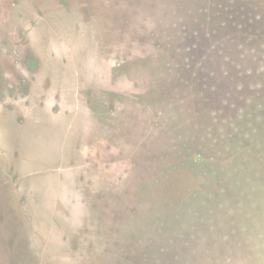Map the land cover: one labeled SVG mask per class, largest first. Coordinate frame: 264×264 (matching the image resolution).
<instances>
[{"label":"rangeland","instance_id":"374dc122","mask_svg":"<svg viewBox=\"0 0 264 264\" xmlns=\"http://www.w3.org/2000/svg\"><path fill=\"white\" fill-rule=\"evenodd\" d=\"M61 1L63 0H0V59L3 60L0 72L7 69L9 62L10 66L14 62L23 65L24 56H30L35 45L39 44L37 56L41 60V68L38 76H64L60 82L74 100V124L82 127L86 122L84 129H90L93 125L87 120L94 122L99 119L102 126L93 135L77 132L75 135L72 133L65 136L62 132L63 139L67 140L69 153L76 160L72 162L76 168L71 169V166L58 160L55 152L51 151V146H57L60 141L57 118L66 121L67 117L57 116L53 119L52 126H42L39 120L40 123L36 122L35 131H30L33 121L43 114L34 105L35 94L31 92L28 95L31 103L27 102L30 100H25L28 106L23 112L12 104H6L10 110L6 112L5 107V111L2 109L0 112V118L3 115L4 120L6 119L4 125L0 126V131L3 130L2 135L11 142L15 131L20 129L21 134L16 142L18 154L22 153L28 159L24 161L29 169H33L30 166L32 163H37V168L33 170L38 171L26 178L19 175L15 177L7 172L4 174L0 158V188H7L10 205L15 211L0 213V222L14 219L13 214L21 219L27 213V220L36 223L42 219V213L41 207L34 208V205L40 203L41 206L46 197L51 199L50 205L53 208L65 207L67 199L66 209H69L71 203L68 206L67 193L63 198H58L61 194L59 179H73L72 173L76 174L78 167L99 165L98 145L103 146L105 159L111 158L109 155L117 149L118 156H114L116 159L109 164L110 170L102 167L97 170L103 175L122 170L125 160L129 161L133 154L139 153L138 147L141 144L137 133L141 127H132L137 119L142 127L149 122L157 124L149 147L154 151L163 152L164 149L165 153H169L166 157L172 158L171 163L179 166L175 176L180 180L184 191L179 196L183 200L180 204L170 196H163L162 201L166 204L157 209L164 212L159 215L164 223L154 232L147 230V236L140 241L139 246L122 240L126 246L121 245L122 253L130 256L126 261L122 256L124 264H264V113L257 108L243 111L237 100H234V104L228 100L223 102L228 99L225 95L230 90L227 87L228 82L233 83L232 87L240 94L247 87V78H240L246 62L239 60L231 63L232 69L237 71H229L227 75L222 73L218 79L220 82L217 81L220 85H216L217 83L204 78V73L200 75L198 70L203 66L200 67L196 62L190 64L182 61L186 60L184 55H178L174 63L170 61L174 50L184 52L185 47L181 43L177 46L171 39H165V29H161L163 26L159 31L152 28V17H148V13L138 14L144 15L147 20L141 17L132 34L120 29L121 15L115 11L118 8L133 7L132 3H141L139 0H127L126 3L124 0H94L95 3H84L82 8L88 9L83 10L84 15L78 11L77 0H68L69 4L66 6H62ZM42 9L45 12L33 26H23V22L31 20V13ZM159 22L166 24L161 19ZM75 24L89 30L88 44L79 46L67 41V37H71L72 41L81 39L76 35V30H72ZM46 45H51L57 51L56 55ZM62 46L64 49L60 48ZM3 47L7 52H3ZM42 47L47 48L46 51ZM235 48L239 52V58L244 57L240 52L246 49L242 46ZM61 51L65 59L67 57L69 60L58 64L57 55ZM101 54L105 56L104 59ZM32 57L37 58L35 55ZM61 60V63L64 62L63 58ZM55 67L65 73L47 71ZM178 68L186 71V74L181 72L185 75H181V79L174 76ZM216 68L222 71L225 69L220 65ZM10 70H13L12 74L3 75L8 78L11 91L14 83L23 78V74L18 68L11 67ZM66 71L70 72L71 83L66 77ZM5 77L0 74V80ZM227 80L230 81L226 82ZM240 97L243 101L247 96L243 94ZM56 99L60 101L58 95ZM153 124L152 127H155ZM120 127L129 131L132 139L126 147L122 139L116 138L117 131L122 130ZM89 144L95 146L89 147ZM80 145V149L73 150V147ZM124 147L126 155L119 153L121 150L124 152ZM27 152H31L34 157L30 159ZM197 153L201 158L200 163L187 159L190 154L195 158ZM38 155L42 160H39ZM79 158L86 162L78 163ZM97 170L94 172L97 173ZM91 171L93 170L90 169L89 173ZM77 183L74 189L79 188ZM155 202L154 199L153 204ZM2 203L0 190V212L4 206ZM101 211L103 210L98 211V216ZM107 216L111 218L110 214ZM114 226L111 224L108 227L105 223L108 230ZM11 230V236L17 237L23 229L21 227ZM83 230L79 231L84 232ZM81 235L85 234H78ZM24 237L21 234L19 239H9L11 247L6 252L10 253V261L12 255L18 257L15 254L24 256L30 252H38L25 244L14 247L18 241L24 242ZM147 237L156 241L149 242ZM53 242L58 245L57 239ZM94 242L87 243L83 251L72 253L71 247L68 250L64 246L47 247L41 251L42 257H45L41 262L58 264L61 259L55 258L67 254L62 258L82 257L81 260L74 259L75 262L79 260L78 263L83 260H92L93 264H104L103 262L108 261L110 264L120 263L115 251L110 248L117 241L110 239L103 244ZM137 250L146 251L147 257L142 259V254L135 252ZM102 251H108L113 256L107 255L108 260H101ZM150 251L152 253L149 254ZM9 259H0V264H8ZM41 262L38 260V263ZM35 263L34 259H16L10 264Z\"/></svg>","mask_w":264,"mask_h":264},{"label":"trees","instance_id":"16d2710c","mask_svg":"<svg viewBox=\"0 0 264 264\" xmlns=\"http://www.w3.org/2000/svg\"><path fill=\"white\" fill-rule=\"evenodd\" d=\"M126 1L124 0V3ZM139 1L141 3L136 4L138 6H142L145 2V0ZM77 2L78 11L81 15H84L83 10H88L87 8H82L84 3H95L94 0H77ZM154 2L156 3L147 5L151 12L149 17H152L150 19L152 21L151 27L159 31L163 26L161 29H165L163 32L166 34L165 39H171L174 41V44H178L177 46L181 43L185 47L184 52L182 50L172 51L170 61L176 60L178 55H184V59L187 61H182L189 62L190 64L196 62L200 67L203 66L198 70L200 75L204 73L202 76L214 82V84L217 83L216 85H220L218 83L220 80L218 79H220L222 73L224 74L225 72V75H227L229 71L232 73L237 71L232 69L231 63L239 60L246 62V71L244 69L241 71L242 75L240 78L243 80L245 77L247 78L249 82L247 87H244L245 90L240 94L236 88L232 87L233 83L227 80V87L230 90L228 94H225L228 99H224L223 102L228 100L234 104V100H237V104L243 111L257 108L261 110V113H264V92L261 93V90L264 88V0H155ZM61 4L62 6H66L69 4V1L63 0ZM67 9H70V7ZM143 19L147 20V17H143ZM160 19L166 24H160ZM131 21L132 18L128 12L121 14L120 29H124L125 33L129 32V34H132L135 28L131 27ZM72 30H76V35L80 36L81 39L76 38L72 41L71 37H67L69 43L74 42L79 46L88 44L89 30L85 26L75 24V28L73 27ZM236 46H242L246 49L240 52L244 56L241 59L239 58L237 48H235ZM101 55L102 59H104L105 56ZM84 56L85 59H88L86 55ZM254 63L258 65L256 66ZM219 65L225 67V69L222 71V69L216 68ZM181 72L182 74H186V71L179 70L178 68L175 70L174 76L181 79L185 76ZM243 94L247 97L242 101L240 95L242 96ZM152 124L153 122H149L148 125L142 127L137 119L132 124V127H141L140 130L138 128L139 131L137 133L141 144L138 147L139 153L133 154L129 161L125 160L126 162H124V166H122V170L119 172L113 171L107 176L97 170L98 168L101 169V167L110 170V165L116 159H114V156H118V149L112 152V155H109L112 156L111 158L108 157L109 160L108 158L105 159V165L96 164L92 165V167H87L93 170L91 171L92 174H89L90 177L91 175H98L101 178L107 176L111 180V185L108 189L103 186L97 190L87 188L91 184L90 177L68 178L73 186L78 181V193L82 196V206L89 214V216L85 217L82 224L84 232H79V234L85 235L76 237V243L71 247V252L83 251L86 245L81 244V242L86 241L91 243L92 241L89 240V236L94 233L96 238L98 237L95 240L96 242L99 241L103 244V242L105 243V241H109L110 239L118 242L110 248L115 251L116 257H118L120 262L119 264H124L122 256H124V261L128 260L130 256L122 253L121 245L125 244L122 243V240L139 246L140 241L145 240L147 230L150 233L154 232L164 223V220L159 217L164 212L161 209H157L164 207L166 204L165 201H162L163 196H170L177 201V204L183 201L179 196L182 195L184 187L175 176L179 166L171 163L172 158H167L169 153H165L164 149L163 152H159L149 147V143L152 141L150 139L155 136L152 132H155L157 128V124H153L155 127H152ZM116 134V138L122 139L125 147L130 144L132 139L130 138L129 131L122 129L121 131H117ZM125 147L124 152L122 150L119 151L120 154L126 155ZM187 159L194 163L201 162L198 153L195 158L190 154L187 156ZM94 170H97V173ZM154 199L156 200L155 204H153ZM72 201L74 202V200ZM101 209L103 211L98 216V211ZM108 214L111 216L110 219L107 216ZM66 216H68V213H66ZM105 223L108 227L111 224L115 226L108 230L105 228ZM99 237H102L104 241L102 242ZM139 237L144 239H138ZM152 239L151 237H147L149 242L156 241ZM123 246L126 247L125 245ZM135 252H140L142 254L141 257H143L142 259L147 257L146 251H144L145 253L138 250ZM150 253L152 252L150 251ZM101 255V260H103L107 259V255L110 256L111 253L102 251ZM177 259L180 258L177 257ZM91 261L83 260L81 263L76 264H93ZM103 263L110 264L109 261ZM67 264L75 263L68 261Z\"/></svg>","mask_w":264,"mask_h":264},{"label":"flooded vegetation","instance_id":"af4514ba","mask_svg":"<svg viewBox=\"0 0 264 264\" xmlns=\"http://www.w3.org/2000/svg\"><path fill=\"white\" fill-rule=\"evenodd\" d=\"M15 4V3H13ZM45 12V9L42 10H38L36 13H31L30 14V18L31 20L27 21V22H23V26H33L36 23V20L40 19V17L42 16V14ZM32 43V42H31ZM33 46V44H32ZM36 47H34L33 52H30V56H24L23 59V65H17L15 64L16 62L12 63V65L10 66V62L7 66V69L4 70L3 72H0V74L2 76L5 77V75H3L4 73H13V70H10L11 67L13 68H18V71H21V73L23 74V78H21L20 80H17L14 83V86L12 88V90L10 91V87L8 86V84H10L8 78H4L3 80H0V112L4 110V108L6 109V112L10 110V108L6 105V104H12V106L17 107L18 110L22 111L24 109L27 108L28 103H31V99L30 96H28L29 94L34 93L35 97H36V101L34 103V105L38 106V109L43 111L42 116H38V118L33 121L34 124L30 125V131H35V129L37 128V123H40V121L42 122V126L45 125H53V119H56L57 116L62 115L66 116L67 119L62 120L57 118V128L59 132V136H60V141L59 144L57 146H51V151H54L55 154L57 155L58 160H62V162L68 164V166H71V169H75V163H72L73 160H75V158L70 155L69 153V146L67 143V140L65 141L62 137V132H64L65 136H69L70 134H72V130L73 129H84V127L86 126V122L83 124L82 127H80V124H74V100L70 97V94L67 93L63 86H61V78L64 76H58L55 77V75H48L47 77L44 75V77L39 78L38 76V72L40 71V64H41V60H39L38 56H37V51L39 50V44L35 45ZM48 46V45H46ZM51 46V45H50ZM51 48V53H53L54 55H56L57 51L53 48ZM43 50L46 51L47 48L42 47ZM61 49L63 48L60 47ZM64 49V48H63ZM7 52V49L5 47H3V52ZM56 51V52H55ZM49 52V53H50ZM35 55L37 58H33L32 56ZM32 55V56H31ZM59 57V63L58 64H63L66 63L67 60H69V58L66 57L64 54L60 53V55H57ZM52 57V56H50ZM63 58L64 62L61 63V59ZM3 60L0 59V64H2ZM73 63V62H72ZM74 64V63H73ZM42 66V65H41ZM74 69V68H73ZM72 69V70H73ZM17 71V72H18ZM48 72H59V73H65L64 70H60L57 69V67L55 68H50L47 70ZM184 71V70H183ZM67 72V78H69V71ZM53 76V77H51ZM48 79V80H47ZM56 79V80H54ZM70 79V83H71V78ZM72 80L74 81V79L72 78ZM54 82V83H53ZM60 87V89H59ZM75 89V88H74ZM9 90V91H8ZM11 94V95H10ZM49 95V96H48ZM56 95L59 96L60 101H57L56 99ZM90 96V94H89ZM30 100V101H25V100ZM73 100V101H72ZM22 101V103H21ZM14 108V107H13ZM3 109V110H2ZM5 111V110H4ZM1 115V114H0ZM26 115V114H25ZM3 116V115H2ZM0 118V126L2 127L4 125V123L6 122V119L4 120V117ZM45 118V119H44ZM47 118V119H46ZM40 120V121H39ZM101 121V120H100ZM37 122V123H36ZM87 129V128H85ZM2 134H4L3 130L0 131V158L2 159L1 163H3V170L2 173L6 174L9 173L11 175H15V177H17V175H19V177L21 178H26L28 175L33 174L34 172H37L38 170H33L35 168H37L35 165L37 164H31L30 166H33L31 168L33 169H29L26 164V162L24 161V159H27L24 155L22 156L18 154V147L16 145V142L18 141V137L21 134L20 133V129L15 131V136L13 137L12 141L9 142L10 140L5 139V135L3 136ZM69 134V135H68ZM2 139V140H1ZM98 145V144H97ZM94 147L95 145H90L89 147ZM82 146H77L76 148L73 147L74 149H80ZM103 146L102 145H98V153L97 156L98 158V163L99 164H104L106 163L105 157H103V153L105 154V151L102 149ZM23 150V149H22ZM29 150V149H28ZM25 151H27V149H25ZM33 151V150H32ZM46 151V149H45ZM50 151V150H49ZM43 153V152H42ZM45 155V154H44ZM101 155V156H100ZM27 156L32 159V157H34V155L31 152H27ZM39 160H42V158H40V155H38ZM101 157H103V159H101ZM46 159V157L44 158ZM80 159V158H79ZM84 159V158H83ZM28 160V159H27ZM53 160V159H51ZM78 160V159H77ZM81 160V159H80ZM78 160L77 162H82L85 163L86 161H80ZM45 161V160H44ZM76 161V160H75ZM49 162V161H47ZM72 163V164H71ZM76 163V164H78ZM29 166V167H30ZM90 169H87V167H78L77 168V173H72V175H74V178H87L90 177L89 174H92V172L89 173ZM1 198L3 199V205L1 207V211L0 213H4L5 212H15L14 209L12 208V206L10 205L9 199H8V191L7 188L1 187ZM40 207V203L39 204H35L34 208ZM30 210H33V208H31ZM13 218L11 220H4L0 222V251L3 250L4 252L0 253V259H4V258H8L9 259V254L7 253L6 250L9 249L11 247V242L9 241V239H19V236L21 234H23L25 237V241L24 242H19L14 245V247H20L21 244H25L27 245L29 248H31V250L33 251H38V252H30V254L28 255H24V256H19V254H15L18 257L12 255L11 261L12 260H18V259H34L36 261L35 264H42L41 260L44 259L45 257H42L43 254L41 253L40 250H37L38 248L36 246H34L32 244L34 237L31 236V227L32 224L30 220H25L24 215L21 216V219L19 218V216L14 215L13 214ZM22 227V232L17 234V237L11 236L12 234V228H21ZM17 233V232H16ZM69 239L67 237L65 238H61V244L62 245H57L53 242V240L50 241V246H54L56 248L64 246L66 247V249L68 250L69 247H72L74 245L73 241H70L68 243ZM88 242L86 241H82L81 244H87ZM37 248V249H36ZM6 252V253H5ZM22 257V258H20ZM38 260L41 263H38ZM10 259L8 260V264L11 263ZM5 262V261H3Z\"/></svg>","mask_w":264,"mask_h":264},{"label":"water","instance_id":"95a60500","mask_svg":"<svg viewBox=\"0 0 264 264\" xmlns=\"http://www.w3.org/2000/svg\"><path fill=\"white\" fill-rule=\"evenodd\" d=\"M147 3L142 4V6H138L134 3L133 7H129L127 8H123V9H117V11H115V13L121 15L124 12H128V14L130 15V17L132 18L131 21V27H134L138 24L139 20L141 17L143 16H139L138 14L141 13H148V17L151 15V12L149 10V7L147 6L148 4L150 5V3H156L154 2L155 0H145ZM139 8H142L141 10ZM152 22V21H151ZM87 121H89L88 123L93 127L90 129H84V130H80V129H73L72 132L73 134H77V132L79 133H83L85 135V133L87 135L89 134H94L100 127H101V121L99 119H97V121L91 122L90 119H88ZM101 123V124H100ZM83 138V137H82ZM89 139V138H87ZM84 139V140H87ZM108 176V175H107ZM107 176L101 178L98 175H91V184L87 187V188H91L93 190H97L100 187H105V188H109V186L111 185V180L107 178ZM59 183L60 185V190L59 192L61 193L60 196L58 198H63L65 195V193H67V197H69L68 200V206L70 204V208H67V199H66V206L65 207H58V208H53L50 205V198L46 197L45 200L42 203V205L40 206V212L42 213V219H39L36 223L32 224L31 227V236L34 237L33 240V245L34 243H36V247L38 248V250L43 251V249H47V247H50V241L51 240H56L57 239V243L60 245L61 244V235H65L69 241L74 240V244L76 243V237L79 234V230L82 229V224L84 223V219L86 216H89L88 212L86 209H83L82 206V196L80 193H78V189H74V186L72 184V182L69 179H59ZM69 187V190H67V188ZM65 191V192H64ZM49 192V191H47ZM51 193V192H49ZM52 194V193H51ZM74 200V202L72 201ZM66 213H68V216H66ZM25 220L27 219V213L24 214ZM40 224V225H39ZM37 225H39V227H37ZM53 232V233H52ZM54 237H53V236ZM57 235V238H56ZM89 240L94 242L95 240L98 239V237L96 238V236L94 235V233L92 235L89 236ZM102 242L104 241L102 237H99ZM56 242V241H55ZM54 242V243H55ZM96 242V241H95ZM94 242V243H95ZM97 243V242H96ZM85 252V251H84ZM72 253V252H71ZM102 253V252H101ZM78 254V253H77ZM100 254V253H99ZM67 254L63 255L62 257L66 256ZM84 255V254H83ZM71 256H73L71 254ZM76 256V255H74ZM55 258V259H61L59 260L58 264H67L68 261H71L73 263H78L79 260H81L82 257H78V258ZM74 259H79L78 262L74 261ZM49 264H57L56 262H51Z\"/></svg>","mask_w":264,"mask_h":264}]
</instances>
